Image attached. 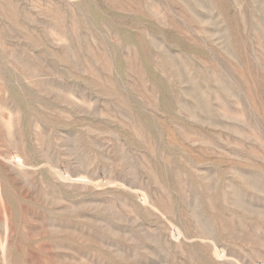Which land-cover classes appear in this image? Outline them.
I'll use <instances>...</instances> for the list:
<instances>
[{
	"label": "rangeland",
	"instance_id": "1",
	"mask_svg": "<svg viewBox=\"0 0 264 264\" xmlns=\"http://www.w3.org/2000/svg\"><path fill=\"white\" fill-rule=\"evenodd\" d=\"M0 264H264V0H0Z\"/></svg>",
	"mask_w": 264,
	"mask_h": 264
}]
</instances>
